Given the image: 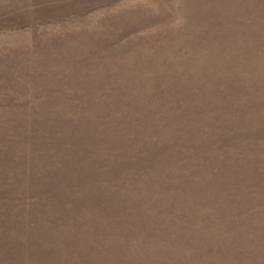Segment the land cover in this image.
<instances>
[{
  "label": "rangeland",
  "instance_id": "obj_1",
  "mask_svg": "<svg viewBox=\"0 0 264 264\" xmlns=\"http://www.w3.org/2000/svg\"><path fill=\"white\" fill-rule=\"evenodd\" d=\"M0 264H264V0H0Z\"/></svg>",
  "mask_w": 264,
  "mask_h": 264
}]
</instances>
